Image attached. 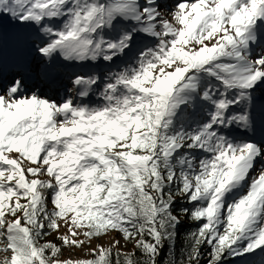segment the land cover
Masks as SVG:
<instances>
[{
  "label": "snow or ice",
  "instance_id": "1",
  "mask_svg": "<svg viewBox=\"0 0 264 264\" xmlns=\"http://www.w3.org/2000/svg\"><path fill=\"white\" fill-rule=\"evenodd\" d=\"M185 221L180 264H264V0H0V264H177Z\"/></svg>",
  "mask_w": 264,
  "mask_h": 264
},
{
  "label": "trees",
  "instance_id": "2",
  "mask_svg": "<svg viewBox=\"0 0 264 264\" xmlns=\"http://www.w3.org/2000/svg\"><path fill=\"white\" fill-rule=\"evenodd\" d=\"M194 230H195L194 225L191 224L188 221H185L184 222V227L182 229H180L179 234H178V236L176 238V253H175V257H176V260H177V264H180V260H181L180 253H181L182 248H184L187 245V234L189 232H191V231H194ZM50 236L44 237L41 240V243L49 242L48 238ZM129 246H130V251H132V246L131 245H129ZM208 251H209V249L206 246L202 249V252L204 253V260L205 261L208 258L207 257V252ZM171 259H172V255L169 252V250L167 248V245H166L165 249L162 251L160 257L158 258V264H167V261H170ZM256 261H257V264H258V260H256ZM225 264H232V262L231 261H226Z\"/></svg>",
  "mask_w": 264,
  "mask_h": 264
},
{
  "label": "rangeland",
  "instance_id": "3",
  "mask_svg": "<svg viewBox=\"0 0 264 264\" xmlns=\"http://www.w3.org/2000/svg\"><path fill=\"white\" fill-rule=\"evenodd\" d=\"M12 23H15V22H12ZM5 27H6V30L8 32H11L13 31V28L9 25L8 26V22L6 21L5 22ZM190 47V45H189ZM184 50H187V48H185ZM69 71H72V69H70ZM86 71V69H85ZM53 92H50L48 93L49 96H52ZM60 95H63V93H61ZM6 156H8L9 158H15V155L14 153H5ZM25 165L28 164L27 161L24 162ZM49 210H51V205H49ZM66 230L64 228H61V234H63ZM111 240V237H106L103 241H100V243H102L105 247H108L109 246V241ZM48 241L49 242H56L57 244H59V241L56 240V236L55 234L51 235L49 238H48ZM123 252H129L130 251V246L127 247V249H124L122 250ZM88 252H89V249H84L83 251H76V250H72V251H68V250H65L64 251V254L63 256L61 257V259H80V258H86V259H91L92 257L90 255H88ZM3 259V254H0V260ZM256 260L259 261V257L257 256L255 258Z\"/></svg>",
  "mask_w": 264,
  "mask_h": 264
},
{
  "label": "bare ground",
  "instance_id": "4",
  "mask_svg": "<svg viewBox=\"0 0 264 264\" xmlns=\"http://www.w3.org/2000/svg\"><path fill=\"white\" fill-rule=\"evenodd\" d=\"M47 90H48V89H47ZM52 97H53V98H57V97L55 96V94H54V93L52 94Z\"/></svg>",
  "mask_w": 264,
  "mask_h": 264
}]
</instances>
